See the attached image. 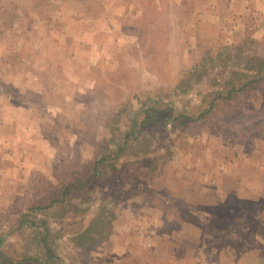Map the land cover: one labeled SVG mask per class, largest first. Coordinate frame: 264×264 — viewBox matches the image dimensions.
<instances>
[{
	"label": "rangeland",
	"instance_id": "obj_1",
	"mask_svg": "<svg viewBox=\"0 0 264 264\" xmlns=\"http://www.w3.org/2000/svg\"><path fill=\"white\" fill-rule=\"evenodd\" d=\"M0 264H264V0H0Z\"/></svg>",
	"mask_w": 264,
	"mask_h": 264
},
{
	"label": "crops",
	"instance_id": "obj_2",
	"mask_svg": "<svg viewBox=\"0 0 264 264\" xmlns=\"http://www.w3.org/2000/svg\"><path fill=\"white\" fill-rule=\"evenodd\" d=\"M56 29H57V28H56ZM62 32H65V29H64V28L62 29Z\"/></svg>",
	"mask_w": 264,
	"mask_h": 264
}]
</instances>
